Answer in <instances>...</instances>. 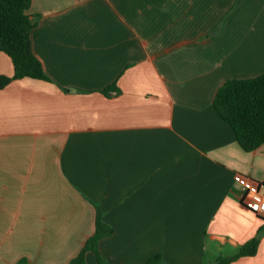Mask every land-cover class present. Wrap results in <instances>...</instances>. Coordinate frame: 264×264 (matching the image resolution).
<instances>
[{
  "label": "crops",
  "instance_id": "1",
  "mask_svg": "<svg viewBox=\"0 0 264 264\" xmlns=\"http://www.w3.org/2000/svg\"><path fill=\"white\" fill-rule=\"evenodd\" d=\"M47 79L0 88V264H67L94 232L109 264H217L256 238L234 174L264 181L212 105L264 73V0H31ZM13 65L0 52V76ZM87 264H97L85 254Z\"/></svg>",
  "mask_w": 264,
  "mask_h": 264
},
{
  "label": "trees",
  "instance_id": "2",
  "mask_svg": "<svg viewBox=\"0 0 264 264\" xmlns=\"http://www.w3.org/2000/svg\"><path fill=\"white\" fill-rule=\"evenodd\" d=\"M30 3L31 0H0V52L8 55L13 65L11 77L0 76V88L12 79H47L40 61L31 50L30 33L37 21L28 12ZM212 105L219 117L229 124L243 150L253 151L264 144V73L224 81L215 91ZM110 233V226L102 221L97 209L94 232L67 264H87V252L94 256L97 264H109L99 255L97 244ZM257 244L256 238L245 242L233 258L254 255ZM233 258L219 259L217 264ZM15 264L30 263L26 258H20ZM145 264L167 263L160 254H155Z\"/></svg>",
  "mask_w": 264,
  "mask_h": 264
},
{
  "label": "built area",
  "instance_id": "3",
  "mask_svg": "<svg viewBox=\"0 0 264 264\" xmlns=\"http://www.w3.org/2000/svg\"><path fill=\"white\" fill-rule=\"evenodd\" d=\"M234 185L238 190L240 203L264 218V181H256L243 174L235 173Z\"/></svg>",
  "mask_w": 264,
  "mask_h": 264
},
{
  "label": "rangeland",
  "instance_id": "4",
  "mask_svg": "<svg viewBox=\"0 0 264 264\" xmlns=\"http://www.w3.org/2000/svg\"><path fill=\"white\" fill-rule=\"evenodd\" d=\"M224 264V263H223Z\"/></svg>",
  "mask_w": 264,
  "mask_h": 264
}]
</instances>
